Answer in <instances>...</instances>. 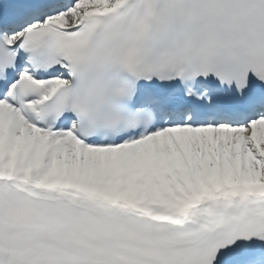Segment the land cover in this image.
<instances>
[{
  "label": "snow or ice",
  "instance_id": "snow-or-ice-1",
  "mask_svg": "<svg viewBox=\"0 0 264 264\" xmlns=\"http://www.w3.org/2000/svg\"><path fill=\"white\" fill-rule=\"evenodd\" d=\"M0 264H264V0H0Z\"/></svg>",
  "mask_w": 264,
  "mask_h": 264
}]
</instances>
